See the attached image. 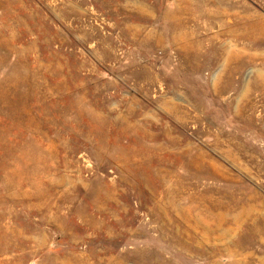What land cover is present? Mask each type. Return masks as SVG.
<instances>
[{"label": "rangeland", "instance_id": "374dc122", "mask_svg": "<svg viewBox=\"0 0 264 264\" xmlns=\"http://www.w3.org/2000/svg\"><path fill=\"white\" fill-rule=\"evenodd\" d=\"M0 264H264V0H0Z\"/></svg>", "mask_w": 264, "mask_h": 264}]
</instances>
